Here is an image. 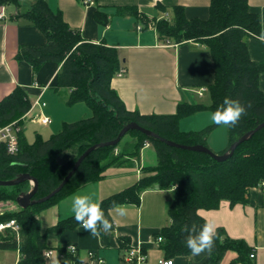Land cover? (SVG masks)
<instances>
[{
    "label": "trees",
    "instance_id": "16d2710c",
    "mask_svg": "<svg viewBox=\"0 0 264 264\" xmlns=\"http://www.w3.org/2000/svg\"><path fill=\"white\" fill-rule=\"evenodd\" d=\"M10 2L14 1L0 0V5ZM116 12L143 20L146 28L152 24L158 37L165 41L172 40L176 44L194 41L206 45L215 66V81L209 88L211 103H181L177 112L169 115H144L128 110L111 84L122 68L117 49L85 40L78 30L65 22L60 11H53L46 0L36 1L23 16L44 33L47 41L41 46L20 47L16 58L30 63L34 72L47 62L59 64L54 89L58 92L69 90L67 105L86 103L92 115L64 123L61 131L49 139L43 140L39 136L35 143L30 144L19 123L32 108L26 90L18 86L0 102V129L16 122L20 128L17 154L11 155L5 145L0 146V180H15L29 174L38 181L33 200L52 193L83 153L94 145L114 141L129 123L135 122L180 145H202L211 149L208 139L214 128L220 125L212 124L199 131L185 132L180 128V122L204 110L216 111L226 97L237 100L245 106L246 114L235 127L227 126L228 146L217 153L221 155L264 123V92L260 89L264 64L254 62L247 47V40L261 33L262 24L259 16L250 10L248 0H211L210 15L205 20L188 19L181 6L173 7L171 16L167 14L151 20L135 7H118ZM103 16L105 19L100 21L106 24L108 16ZM127 136L130 139L125 141ZM148 144L156 151L157 164L143 167L145 177L100 204L113 228L109 211L114 204L138 206L146 190L174 189V198L168 207L170 224L155 236L156 240L162 238L159 244L166 259L191 255L185 243L189 233L183 228L195 225L199 231L206 222L199 210H216L223 201H228L231 206L247 204L252 188L260 187L264 182V127L239 145L224 162H218L205 153L170 146L139 131H130L117 145L92 151L64 188L49 200L17 212L0 213V224L15 221L18 226L15 232L8 228L7 237L0 235V249L18 251V264H45L43 254L49 248L48 234L60 236L80 224L72 216L43 230L39 218L41 213L80 187L102 180L109 168L136 166L142 149ZM12 161L19 163L10 166ZM29 183L0 186V202H16L20 195L28 192L24 187ZM216 232L214 248L208 253L205 264H221L231 250L238 253L236 262L256 264L251 257L253 249L246 241L230 238L223 228ZM129 247L130 241L121 237L120 248L125 250Z\"/></svg>",
    "mask_w": 264,
    "mask_h": 264
},
{
    "label": "crops",
    "instance_id": "0c3cea01",
    "mask_svg": "<svg viewBox=\"0 0 264 264\" xmlns=\"http://www.w3.org/2000/svg\"><path fill=\"white\" fill-rule=\"evenodd\" d=\"M13 1L6 4L7 17L0 21V102L19 86L26 90L32 103L27 118L38 108L40 115L44 116L49 109L56 112L69 110L70 113L65 114V123L90 117L92 110L86 103L68 107L66 100L69 90L62 89L58 92L54 89L59 64L47 62L34 72L30 63L16 58L20 47L41 46L47 39L40 29L23 16L38 0ZM46 1L53 11H60L65 22L78 30L85 40L117 49L122 68L126 72L122 77L115 76L111 84L128 110L144 115L175 114L179 104H197L205 94L210 95L209 88L215 81V66L206 45L194 41L176 44L171 40L176 45L162 47L161 44L166 41L158 37L152 24L146 28L143 20L135 16L118 15L116 9L135 7L151 20L160 19L167 14L171 16L172 8L181 6L184 7L188 19L205 20L210 15L211 0H95L94 5H87L83 0ZM248 4L261 21L264 18V0H248ZM104 14L108 16L106 24L101 23L105 19ZM137 25H142L143 30L138 31ZM247 47L251 59L264 64V42L250 37ZM202 87H207L208 91L200 97L197 90ZM260 89L264 92V72L260 75ZM38 100L44 106L36 105ZM210 103L211 98L205 105ZM40 115L34 117L37 122ZM78 115L81 116L75 118ZM204 116L211 121L210 115ZM209 140L210 137L208 144ZM209 147L211 148L210 144ZM156 164L154 147L146 146L142 149L136 166L109 168L102 180L80 187L57 205L42 212L39 218L42 221L43 215L48 216L51 218L48 227L54 226L59 221L74 216L70 210L71 197L74 194L92 192L101 203L145 177L143 167ZM174 194V189L146 190L142 193L138 206H123L127 210L125 216L117 215L113 209L109 211L113 221L110 232H101L99 237H94L78 226L58 236L56 244L48 245L53 248L76 243L82 256L92 250L98 252L106 264L107 259H112L113 264H122L124 249L120 248V238L125 237L130 241V246L140 247L145 251L146 261L142 264H160V261L168 259L155 236L170 224L168 207ZM198 213L206 221L213 222L216 230L223 228L230 238L246 241L255 253L254 262L264 264V194L260 187L252 188L247 204L231 206L228 201H223L216 210L201 209ZM208 256V252H204L198 256L177 257L173 261L174 264H205ZM237 258V252L228 251L221 264H232Z\"/></svg>",
    "mask_w": 264,
    "mask_h": 264
},
{
    "label": "clouds",
    "instance_id": "9594fccd",
    "mask_svg": "<svg viewBox=\"0 0 264 264\" xmlns=\"http://www.w3.org/2000/svg\"><path fill=\"white\" fill-rule=\"evenodd\" d=\"M261 24H264V18L261 19ZM256 39L264 42V30L256 36ZM245 114L244 105L226 97L222 106L210 114V118L216 125L235 127ZM18 163L19 161H12L10 166H16ZM70 210L74 214L75 221L94 237H99L101 232L106 234L112 228V222L105 216L101 204L95 199V194L92 192L74 194L71 197ZM113 210L121 217L127 214L126 208L122 205L114 204ZM183 231L189 233L185 243L192 256H198L204 252L211 253L217 238L216 225L213 222L206 221L198 232L195 225H192L191 228L185 225Z\"/></svg>",
    "mask_w": 264,
    "mask_h": 264
},
{
    "label": "rangeland",
    "instance_id": "374dc122",
    "mask_svg": "<svg viewBox=\"0 0 264 264\" xmlns=\"http://www.w3.org/2000/svg\"><path fill=\"white\" fill-rule=\"evenodd\" d=\"M210 99V95L207 93L205 96L200 98V103L208 104ZM68 106V105H67ZM69 107V106H68ZM69 110H60V111H52L49 109L47 113H45L50 123L46 126L41 123L39 119L38 122L35 120L34 117L40 115V109L38 108L29 118H27V115L25 118H23L19 123L21 124V129L25 133L26 140L33 144L36 142L37 138L40 136L41 139L47 140L49 139L53 134H57L61 131L63 124L67 121H65L64 118H66L65 114L70 113ZM73 111V110H72ZM76 111V110H75ZM72 113V112H71ZM210 115V112H198L188 118L183 119L180 122V127L185 132H190L194 130H200L203 127L208 126L209 124H214L212 121H208L207 117L204 115ZM41 116V115H40ZM78 115L75 118H79ZM83 117L77 119L81 120ZM76 120V119H75ZM76 120V121H77ZM15 128H19L16 123ZM130 136L125 137V141L129 140ZM173 142V141H172ZM178 144V143H177ZM209 144L211 145V149L214 152H221V150H224L228 146V128L227 126L220 125L216 126L210 135ZM34 187V183L30 181V183L24 187L26 191H30ZM28 192H24L23 194H27ZM22 194V195H23ZM21 207L18 206V204L14 201H6V202H0V210L2 213H9V212H17ZM51 222V218H48V216L43 215L42 216V224H43V230L46 229V227L49 226ZM8 223L0 224L6 226ZM8 228H0V235L3 237H7L9 235V232H7ZM12 231H18V228L13 229ZM59 237L57 234L49 233L48 234V243L49 244H56L58 242ZM19 252L15 250H3L0 249V264H18L19 262ZM112 259H107V264H113Z\"/></svg>",
    "mask_w": 264,
    "mask_h": 264
},
{
    "label": "built area",
    "instance_id": "2783aa9c",
    "mask_svg": "<svg viewBox=\"0 0 264 264\" xmlns=\"http://www.w3.org/2000/svg\"><path fill=\"white\" fill-rule=\"evenodd\" d=\"M24 1V0H19ZM85 4L94 5L95 0H83ZM7 17L6 5H0V21L5 20ZM137 30L142 31L143 26L137 25ZM176 44L166 41L161 44L162 47H172ZM125 69L121 68L116 76L122 77L125 74ZM208 91L207 87H202L197 90V94L202 97ZM36 105L44 106L40 104V101H36ZM37 119L41 121L42 124H48L50 122L49 118L41 115ZM15 124H10L4 128L0 129V146L5 145L7 152L11 155H15L19 151V140L18 131L20 128H15ZM149 146V144L147 145ZM260 189L264 194V182L261 183ZM0 228H13L16 229L15 221H10L6 226L1 225ZM158 243L162 242V238L159 237L156 240ZM44 260L45 264H106L104 258L99 255L96 251H89L85 256L80 253V248L76 243H69L58 247H49L44 250ZM252 258H255V253L251 254ZM146 261V253L140 247L130 246L124 250L122 257L123 264H142ZM160 264H174L173 259H168L166 261H160Z\"/></svg>",
    "mask_w": 264,
    "mask_h": 264
},
{
    "label": "water",
    "instance_id": "95a60500",
    "mask_svg": "<svg viewBox=\"0 0 264 264\" xmlns=\"http://www.w3.org/2000/svg\"><path fill=\"white\" fill-rule=\"evenodd\" d=\"M264 127V123L260 124L258 127H256L254 130L250 131L249 133H247L246 135H244L243 137H241L238 141H236L229 149L228 152H226L225 154H217L214 151H212L211 149L202 146V145H196V146H185V145H180L177 144L175 142L166 140L164 138H162L161 136H159L158 134L147 130L145 128H142L141 126H139L137 123L132 122L127 124L119 133L117 139H115L114 141L108 142V143H103V144H97L94 145L92 147H90L85 153H83L81 155V157L79 158V160L77 161V163L75 164L73 170L65 177V179L63 180V182L52 192L50 193L48 196L39 199V200H33V196L36 193L37 187H38V181L33 178L32 176H30L29 174H23L21 176H19L17 179L15 180H10V181H2L0 180V186H6V187H10V186H15L18 185L20 183H23L25 181H31L34 183V187L27 193V194H23L20 195L17 200L16 203L18 204L19 207H21L22 209H27L30 206H33L35 204H40L43 203L47 200H49L50 198H52L53 196H55L58 192H60L64 186L70 181V179L73 177V175L76 173L77 169L79 168V166L81 165V163L83 162V160L95 149L99 148V147H103V146H114L117 145L122 138L129 133L130 131H139L143 134H145L148 137H152L155 139H159L163 142H166L168 145L176 147V148H181V149H185V150H190V151H196V152H201V153H205L208 154L209 156H211L213 159H215L218 162H224L226 161L230 156L233 155V153L235 152L236 148L241 145L242 143H244L245 141H247L249 138H251L254 134H256L260 129H262Z\"/></svg>",
    "mask_w": 264,
    "mask_h": 264
}]
</instances>
